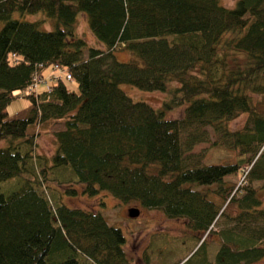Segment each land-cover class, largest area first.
I'll list each match as a JSON object with an SVG mask.
<instances>
[{
  "label": "trees",
  "instance_id": "16d2710c",
  "mask_svg": "<svg viewBox=\"0 0 264 264\" xmlns=\"http://www.w3.org/2000/svg\"><path fill=\"white\" fill-rule=\"evenodd\" d=\"M38 11L51 28L23 18ZM78 12L100 45L74 31ZM0 21V264H129L120 228L62 200L74 184L184 219L197 244L166 264H264V0H0ZM54 62L69 78L44 74ZM121 83L168 99L154 107ZM15 90L27 103L9 114ZM42 128L49 155L34 152ZM200 142L232 160L206 162Z\"/></svg>",
  "mask_w": 264,
  "mask_h": 264
},
{
  "label": "rangeland",
  "instance_id": "374dc122",
  "mask_svg": "<svg viewBox=\"0 0 264 264\" xmlns=\"http://www.w3.org/2000/svg\"><path fill=\"white\" fill-rule=\"evenodd\" d=\"M219 2L222 5L231 7L233 6L235 0H219ZM14 16H19V14L15 12ZM23 18L27 20H39L41 28L52 27V21L48 17L44 16L40 11L25 13ZM74 31L77 35L83 37L87 44L93 46L100 45V42L90 33L86 24L85 14L83 12H78L76 15V19L74 21ZM115 55L118 60H126L129 57V53L120 48L116 49ZM47 71L48 70L46 69L44 72ZM65 83L69 88L75 89L76 87L73 81H66ZM174 84L175 83H171L170 85ZM120 86L132 99L144 100L149 102L154 107H161L163 100L168 99V95L160 90H143L126 83H121ZM41 88L42 86L38 87V89ZM13 94L15 97L10 100L6 106V110L9 114H13L27 103V98L22 96V91L15 90ZM183 107L184 103L173 105L170 108L165 109L164 114L166 117L180 116L182 114ZM244 117L245 114L240 113L238 116L229 121V127L231 129L241 127ZM59 127H61L59 123H52L50 125V129L53 130ZM50 129L46 131L42 128L36 131L34 137L35 153H44L49 155L52 152L54 148V141ZM3 143L4 140H0V145ZM192 150L203 151V158L206 162L232 160L231 151L220 146H210L207 142L195 144L192 147ZM241 178L242 176L238 173H231L224 177V183L231 185L233 188V190L231 189L229 193L235 191V188L242 184ZM259 183L260 182H256L255 184L258 185ZM64 187V185H61L58 188L63 192ZM73 187L76 188V191L72 194H62V200L69 206L99 210L109 223L120 228L125 238L123 250L125 256L129 260V264H166L176 257L187 254L188 251L191 248L194 249L197 244L196 240L189 241L188 237L184 236L186 234L191 235L192 232L186 230L184 219L182 218L167 217L158 208H147L136 204L133 201L123 203L106 193H98L91 196L86 195L81 191V187L79 185L74 184ZM260 191L262 194L260 195L262 198L261 201L264 205V189H260ZM100 201L102 203H100ZM233 205L234 204L231 202H225L224 207L226 210L233 212ZM129 206L138 207L139 211L136 216H129L127 214V208ZM212 228L216 229L215 226ZM215 236L216 235L213 234L205 235L206 239H208V242L211 244L214 243V241L210 238ZM161 241H164V243ZM155 242L158 244V247H155L153 251L147 252L148 262L146 263L145 252L147 251L148 244L153 247ZM192 250L188 253V255L192 252Z\"/></svg>",
  "mask_w": 264,
  "mask_h": 264
},
{
  "label": "built area",
  "instance_id": "2783aa9c",
  "mask_svg": "<svg viewBox=\"0 0 264 264\" xmlns=\"http://www.w3.org/2000/svg\"><path fill=\"white\" fill-rule=\"evenodd\" d=\"M39 67H41V65H39ZM47 75L50 76L49 77L50 79L59 78L61 76H64L65 78H69L68 72H66L65 69L63 67H60V65H58L57 63L50 64V70Z\"/></svg>",
  "mask_w": 264,
  "mask_h": 264
},
{
  "label": "water",
  "instance_id": "95a60500",
  "mask_svg": "<svg viewBox=\"0 0 264 264\" xmlns=\"http://www.w3.org/2000/svg\"><path fill=\"white\" fill-rule=\"evenodd\" d=\"M138 208L136 206H129L127 208V214L129 216H136L138 214Z\"/></svg>",
  "mask_w": 264,
  "mask_h": 264
}]
</instances>
